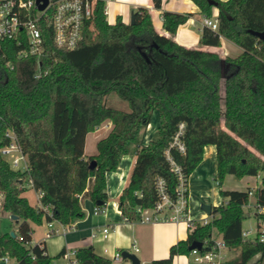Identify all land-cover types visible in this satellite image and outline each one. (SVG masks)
<instances>
[{"label": "trees", "instance_id": "16d2710c", "mask_svg": "<svg viewBox=\"0 0 264 264\" xmlns=\"http://www.w3.org/2000/svg\"><path fill=\"white\" fill-rule=\"evenodd\" d=\"M152 1L156 9H162L163 0ZM190 1L201 16L212 18L214 9L218 10V30L204 28L198 48L182 46L175 39L178 28L194 14L164 11L166 34L161 35L147 8L135 10L134 24L121 17L111 24L102 0L73 50L58 48L49 18L41 19L45 52L39 79L34 57H20L23 47L16 41L2 44L0 192L4 198L0 212L17 216L21 223L15 237L0 233V263L8 257L16 264H53L55 258L44 243L30 246L31 223L55 220L72 226L85 216L84 199L97 208L107 205V175L119 170L124 157L135 155L136 163L119 207L125 217L138 220V208L153 209L158 202L159 179L170 197L177 198L178 175L167 151L189 180L208 146L216 147L220 181L228 176L241 180L261 175L262 185L253 197L249 189L222 191L228 201L214 207L211 223L196 222L187 239L170 248L168 258L150 264H174L176 256L191 255L195 242L202 243L200 252L206 253L213 249L216 235L229 250H239L227 264H253L256 256L264 257V243L242 237L249 217L245 210L252 198L264 208V41L253 34L264 33V0H214L217 6L208 0ZM95 32H99L98 41H93ZM223 38L243 53L233 59L202 49L221 47ZM112 93L126 101L130 111L108 107L106 98ZM156 112L161 123L146 142ZM108 121L112 129L98 141L97 154L87 157L88 134ZM181 125L185 153L171 148ZM11 131L27 157L29 172L13 169L1 155L12 141ZM92 162H96L93 169ZM27 180L44 194L42 205L52 216L24 196ZM256 219L264 220V213ZM77 260L112 264L93 246L78 249Z\"/></svg>", "mask_w": 264, "mask_h": 264}, {"label": "crops", "instance_id": "0c3cea01", "mask_svg": "<svg viewBox=\"0 0 264 264\" xmlns=\"http://www.w3.org/2000/svg\"><path fill=\"white\" fill-rule=\"evenodd\" d=\"M139 7L147 8L150 11L154 27L161 35L166 34L163 30L162 19V13L164 11L194 14L186 24L181 25L178 28L175 39L177 43L182 46L188 48H198L202 34L200 28L205 16L198 14L197 6L193 2L190 0H163L162 9L158 10L155 8L152 0H111L109 3V15L107 16V19L111 24L116 23L118 17H121L125 23H131L132 14ZM213 12L214 15L212 18H216L218 10L215 8ZM202 49L216 52L221 56L233 59L239 57L243 53L242 48L238 47L225 38L222 39L221 47H204ZM106 128H109L108 131L110 132L112 129V123L110 122ZM146 142L148 141L146 140ZM208 153L217 159L216 147L208 146L205 150L203 162L205 161ZM86 156L89 157L88 155ZM203 162L200 164V166H198L195 172L199 170ZM123 163L125 164L124 169L122 166H120L117 172L109 173L107 175V191L109 200L107 203L106 213H98L96 211V204L89 199H84L83 208L85 216L72 226L66 227L58 221H53V226L51 228L48 227L47 222H44L42 225L31 223L33 233L30 246L44 243L48 254L55 258V260L61 259L63 250H65V252L77 251L78 249L86 246H93L97 254L110 259L112 264H132L130 260L124 258L121 261H116L115 255L118 252L121 254L124 252L134 253L140 259L142 264H150L153 260L168 258L170 255V248L177 242L186 240L189 230L184 223H141L138 221L126 222L123 219V216L119 213L117 208L119 206L120 196L129 182L131 171L136 163V156L130 155L124 157L121 165ZM195 172L193 174H195ZM110 175L112 176L113 180H117V186L113 192H111L109 188ZM228 177L230 178L234 176ZM254 178L256 177L249 176L241 179V181H244L242 185L243 188L237 189V191H245L248 188L256 189L260 187L261 185H259V182L254 180ZM190 181L191 177L189 178V206L192 216L197 220L202 219L207 215L202 210V208L201 215L193 214L194 210L191 207ZM25 187L27 191L25 192L24 196L27 197L29 203L32 206L40 207V200L38 198L39 193L33 188L31 181H25ZM227 190L233 191L236 189L227 188ZM251 203H255L253 198ZM218 204L220 203H217L215 206L212 205L213 209L214 207L218 206ZM1 217H8L12 221L14 224L13 227L15 226V230H13V232L16 234L19 230L21 221L12 220L10 215L4 213H1ZM104 229H109L107 237L104 235ZM50 231H52V233H50L51 235L47 237V234ZM215 239L220 240L222 238L216 235ZM223 252L226 253V255H228V253H234L228 248ZM59 255L60 257L58 258ZM238 255L239 251L236 253L235 257ZM263 259L264 257L262 258L261 255H258L252 260V262L262 264ZM224 263H227V259L221 261L219 264ZM0 264H16V261L14 259L8 258L7 261H2ZM75 264L81 263H79L77 260ZM174 264L207 263L196 262L192 256L181 255L174 258Z\"/></svg>", "mask_w": 264, "mask_h": 264}, {"label": "built area", "instance_id": "2783aa9c", "mask_svg": "<svg viewBox=\"0 0 264 264\" xmlns=\"http://www.w3.org/2000/svg\"><path fill=\"white\" fill-rule=\"evenodd\" d=\"M105 3L104 13L109 15V3L111 0H102ZM100 0H57L50 1L45 11L38 10L37 0H0V49L2 44L8 41H16L23 49L20 57L32 56L36 59L35 78L39 79L42 74L41 59L45 52L44 39L40 28V21L43 17L49 18L50 26L54 32V42L60 49L73 50L81 42L87 23L94 19L96 8ZM35 12V13H34ZM210 28L213 31L218 30V19L204 17L200 31L204 28ZM10 67L9 64H7ZM12 68V67H11ZM184 125L180 126V131L171 143V148L178 149L181 153L186 152L185 145L181 142ZM8 136L12 138L9 145L1 150V155L10 163L13 169L29 172L30 167L27 157L22 148L17 143L15 134L11 131ZM168 160L170 161L175 173L178 175L177 198L174 200L170 197L165 189V183L162 179L158 180L159 199L153 209H137L138 220H130L125 217L118 206L119 213L126 222L138 221L141 223L156 222H173L184 223L188 230H193L195 223L208 225L212 221V216L206 215L202 219H195L189 206V180H187L182 168L178 166L171 158L170 151H167ZM257 178L260 177L256 176ZM219 183V182H217ZM250 197H253L255 189L248 188ZM40 207L44 208L41 202L42 192H38ZM4 195L0 192V210ZM248 209L252 210L251 217L255 218L258 214L264 213V208L250 203ZM49 215L52 213L47 208ZM99 213L107 212V205L97 208ZM1 218V212H0ZM55 221V220H53ZM53 221H48L49 228L53 226ZM256 226L248 230L243 229L242 237L246 241L255 243H264V220L256 219ZM52 231L48 232L49 237ZM109 229H104L105 237L108 236ZM23 240V238H21ZM227 249L222 239H215V245L212 250L201 253L199 249H194L191 255L196 262H206L207 264H219L227 257L223 251ZM138 250V249H136ZM123 256L120 252L116 253L115 260L121 261ZM5 257L3 261H7ZM61 260V261H60ZM60 260H55L53 264H75L77 262V251H66ZM253 263V262H252ZM257 264V263H253Z\"/></svg>", "mask_w": 264, "mask_h": 264}, {"label": "rangeland", "instance_id": "374dc122", "mask_svg": "<svg viewBox=\"0 0 264 264\" xmlns=\"http://www.w3.org/2000/svg\"><path fill=\"white\" fill-rule=\"evenodd\" d=\"M100 35L99 32H95L93 41H98ZM106 104L108 107L121 110V111H130L128 103L122 100L116 93L110 94L106 98ZM110 121L106 122L103 126H101L97 132L90 133L86 139V147L85 153L88 156L96 155L97 154V143L100 139L105 138L108 135L109 128H106ZM161 123V119L159 114L156 112L153 115L152 122L146 132V140L148 141L152 138L153 134L157 131ZM217 159L216 157H212L210 153L207 154L205 161L203 162L202 166L199 168L195 174L191 176L190 181V192H191V207L194 210V215H201L202 205L203 204H211L215 206L217 203L218 206L221 203H226L228 200L224 198L221 194L222 191L227 190V188L233 189H241L243 188L244 181L236 177H227L223 182L217 178ZM124 163L121 165L124 169ZM202 176V177H201ZM259 182V185H262V176L260 175L259 178H254ZM219 182V183H217ZM109 188L110 191L113 192L117 186V180H113L112 176H109ZM217 207V206H216ZM246 213L248 219L244 222V229L248 230L251 227L256 226V219L251 217L252 210L246 208ZM3 218V217H1ZM0 218V233H12L15 230V226L13 227L12 221L8 217H4L3 219ZM216 234V233H215ZM239 250H232L234 253H228L226 259L227 262L232 260L236 253ZM227 264V263H224ZM264 264V259L262 261Z\"/></svg>", "mask_w": 264, "mask_h": 264}, {"label": "water", "instance_id": "95a60500", "mask_svg": "<svg viewBox=\"0 0 264 264\" xmlns=\"http://www.w3.org/2000/svg\"><path fill=\"white\" fill-rule=\"evenodd\" d=\"M51 0H37V6H38V10L43 12L46 10V8L49 6ZM209 4L212 6H217V3L214 0H208ZM135 23V13L132 14V18H131V24ZM254 35L258 36L261 40L264 41V33H254ZM96 166V162H92L90 165V168L93 169ZM21 182V181H20ZM202 210L208 215V216H212L213 214V206L209 205V204H203L202 205ZM12 220L18 221L19 218L17 216H11ZM11 235L13 237L16 236L15 232H12ZM202 248V243H198L195 242L190 246V250H194V249H199L201 250ZM124 259H128L132 262V264H142L140 259L137 257L136 254L134 253H130V252H124L122 254Z\"/></svg>", "mask_w": 264, "mask_h": 264}]
</instances>
